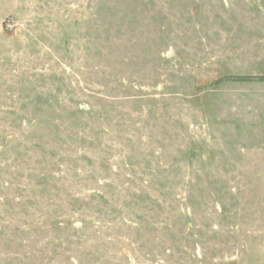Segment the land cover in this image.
<instances>
[{
    "label": "rangeland",
    "instance_id": "1",
    "mask_svg": "<svg viewBox=\"0 0 264 264\" xmlns=\"http://www.w3.org/2000/svg\"><path fill=\"white\" fill-rule=\"evenodd\" d=\"M264 0H0V264H264Z\"/></svg>",
    "mask_w": 264,
    "mask_h": 264
},
{
    "label": "trees",
    "instance_id": "2",
    "mask_svg": "<svg viewBox=\"0 0 264 264\" xmlns=\"http://www.w3.org/2000/svg\"><path fill=\"white\" fill-rule=\"evenodd\" d=\"M238 81H264V76H260V77H247V76H238L236 78Z\"/></svg>",
    "mask_w": 264,
    "mask_h": 264
}]
</instances>
